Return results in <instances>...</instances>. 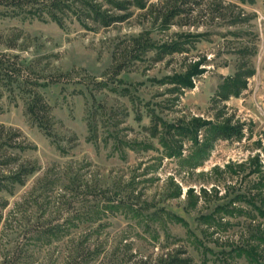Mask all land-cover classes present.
Masks as SVG:
<instances>
[{
	"label": "rangeland",
	"instance_id": "1",
	"mask_svg": "<svg viewBox=\"0 0 264 264\" xmlns=\"http://www.w3.org/2000/svg\"><path fill=\"white\" fill-rule=\"evenodd\" d=\"M124 1L108 26L0 4V52L56 75L52 134L0 77V264H264V0Z\"/></svg>",
	"mask_w": 264,
	"mask_h": 264
},
{
	"label": "trees",
	"instance_id": "2",
	"mask_svg": "<svg viewBox=\"0 0 264 264\" xmlns=\"http://www.w3.org/2000/svg\"><path fill=\"white\" fill-rule=\"evenodd\" d=\"M108 3L111 4V7L103 9L100 4L93 0H0V4L2 5L16 9H29L40 16L46 14L60 23L64 22L63 19L68 11L77 12L76 14L80 17L86 15L87 17L98 20L107 26L115 22L123 21L128 17L129 13L127 11L121 12V10H126L128 4L127 1L108 0ZM201 3L202 0H165L153 5L152 9L157 16L163 18V22H169L172 18L179 17L181 19L187 18V20L190 18V21H186V23L190 24L192 23L191 19L195 20L193 14L197 11ZM142 5L144 6L145 4L143 3ZM170 48H173V46H169V49ZM55 76L56 75L54 74H36L34 76L33 71L31 69L28 70V67L18 61L16 56L0 52V77L7 82H22L24 88L30 93L27 111L38 125L48 134L53 133L51 105L47 102L37 87L54 82L56 80ZM240 133L241 129L236 125H218L214 130L215 136L222 138H231ZM15 135L18 136L19 134L12 133L9 135V140H13ZM11 158L17 160V157H8L5 161L8 162ZM28 172L29 169L22 164L18 167V170L13 173V177L17 178ZM81 262L82 261L77 258L71 260L69 264H81ZM162 264L194 263L190 257L176 255L162 261Z\"/></svg>",
	"mask_w": 264,
	"mask_h": 264
}]
</instances>
